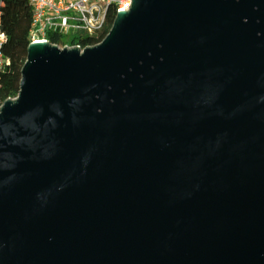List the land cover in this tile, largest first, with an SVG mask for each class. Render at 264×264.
Returning a JSON list of instances; mask_svg holds the SVG:
<instances>
[{"label":"water","instance_id":"95a60500","mask_svg":"<svg viewBox=\"0 0 264 264\" xmlns=\"http://www.w3.org/2000/svg\"><path fill=\"white\" fill-rule=\"evenodd\" d=\"M0 264H264V0H131L82 52L30 43Z\"/></svg>","mask_w":264,"mask_h":264},{"label":"built area","instance_id":"2783aa9c","mask_svg":"<svg viewBox=\"0 0 264 264\" xmlns=\"http://www.w3.org/2000/svg\"><path fill=\"white\" fill-rule=\"evenodd\" d=\"M6 0H0V72L7 64L3 54L5 33L2 30V6ZM32 10V22L29 30L30 43L46 42L59 49L77 48L80 52L96 44L79 41L83 37L100 34L106 27L108 15L114 18L119 10L127 12L131 0H20ZM114 20V19H113ZM54 37L59 42H53ZM73 39L72 43L70 42ZM5 101L0 98V109Z\"/></svg>","mask_w":264,"mask_h":264},{"label":"trees","instance_id":"16d2710c","mask_svg":"<svg viewBox=\"0 0 264 264\" xmlns=\"http://www.w3.org/2000/svg\"><path fill=\"white\" fill-rule=\"evenodd\" d=\"M2 30L6 39L3 46V54L7 59V64L0 72V98L4 101L14 99L19 92L21 79V69L26 60L27 48L30 44L29 30L32 22L31 7L20 0H6L2 6ZM114 15L110 13L104 30L91 37L79 39L81 42L96 44L100 43L108 34ZM59 38L54 37L53 42H59ZM73 39H71L72 43Z\"/></svg>","mask_w":264,"mask_h":264}]
</instances>
